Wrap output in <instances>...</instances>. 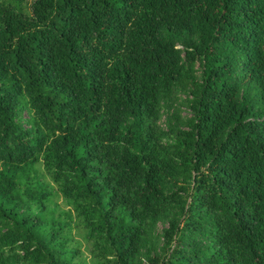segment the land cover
I'll return each mask as SVG.
<instances>
[{
    "label": "trees",
    "instance_id": "16d2710c",
    "mask_svg": "<svg viewBox=\"0 0 264 264\" xmlns=\"http://www.w3.org/2000/svg\"><path fill=\"white\" fill-rule=\"evenodd\" d=\"M0 264H264V0H0Z\"/></svg>",
    "mask_w": 264,
    "mask_h": 264
},
{
    "label": "rangeland",
    "instance_id": "374dc122",
    "mask_svg": "<svg viewBox=\"0 0 264 264\" xmlns=\"http://www.w3.org/2000/svg\"><path fill=\"white\" fill-rule=\"evenodd\" d=\"M178 102L175 104L176 106L171 109L169 112H166L165 114H163V117L161 118L160 121V126L164 129V130H168V124L170 125V123L173 122L171 114L174 113L175 108L179 109L180 115H181V119L182 121L186 122L188 119L191 118L192 114L191 112L187 109L186 106H182V103L185 100V94L181 93L178 96ZM166 227L165 223H158L156 230H155V239H154V245L157 247V249H161L162 248V239H161V234L163 233V229ZM82 250L86 253L87 256H89L87 250H86V245L83 243L82 245Z\"/></svg>",
    "mask_w": 264,
    "mask_h": 264
}]
</instances>
